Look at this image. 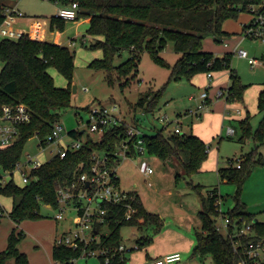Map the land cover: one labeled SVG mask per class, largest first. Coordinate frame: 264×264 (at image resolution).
Returning <instances> with one entry per match:
<instances>
[{
    "label": "trees",
    "instance_id": "1",
    "mask_svg": "<svg viewBox=\"0 0 264 264\" xmlns=\"http://www.w3.org/2000/svg\"><path fill=\"white\" fill-rule=\"evenodd\" d=\"M59 1L65 5L77 1L79 3L77 18L91 17L86 30L87 34L93 36L89 47L101 48L103 55L92 59L89 65L104 69L109 84L118 83L122 87L131 83L138 71L142 52L148 50L154 60L171 66L170 80L191 79L197 73L230 68L231 81L226 88V98L231 102L244 100L248 84L232 66L233 53L217 55L213 51L204 50L203 40L207 34H214L215 40L221 42L225 36L231 34L223 28L224 22L228 18L237 17L250 3L258 0ZM5 8V3L0 0V25L6 17ZM65 22V19L53 17V23H57L60 29L64 28ZM170 40L174 42V49L181 53L173 65L160 54ZM124 49L130 50V56L116 64V57L122 56ZM0 60L3 62L0 69V102L11 104L24 102L32 112V119L22 126L20 137L11 145L0 148V167L8 168L14 166L22 157L25 144L30 137L37 135L41 140H45L54 124L61 120L62 111L71 106L75 51L65 44L34 38L30 33H23L19 37L4 36L0 40ZM51 66L58 68L67 77V86L56 84L54 76L49 71ZM164 87L155 91L151 89L144 91L135 107L139 106L146 112L154 113ZM258 109L264 112V82L258 96ZM251 117L248 110L245 117L239 119L242 129L240 140L244 141L253 135L256 139L255 146L240 156L242 158L240 166L233 164L232 157L229 158L230 165L219 169L222 179L237 183L234 206L223 212L218 209L217 200L222 201L224 196L216 186L202 196L203 206L199 210L200 228L195 232L196 243L192 256L204 259L209 255L215 264H264V255L255 258L246 250L250 241L264 244V221H254L256 212L251 211L241 198L244 180L253 167L264 166V155L260 151V145L264 144V115L255 131H252ZM135 121L140 124L139 118ZM168 126L164 125L152 134H144L148 153L164 161L176 159L181 162L184 173H177V178L192 176L200 171L203 162L208 158L210 144L194 132L170 130L166 134L164 131ZM124 129V125L110 128L100 139L87 134L82 147L70 149L64 157L54 155L50 161L33 170V179L29 182L20 184L12 180L0 186V194L13 199L12 208L8 213L14 222L39 218L43 215L41 213L43 203L57 208L58 187L71 183L79 163L84 162L86 168L89 167L94 150H112L119 139L117 134L124 133ZM71 133L83 136L85 132L73 128ZM135 194V210L129 218L126 217L128 208L124 204L110 209L113 217L108 224V233L103 232L99 241L78 248L55 244L54 260L70 263L91 248H106L109 261L106 262L105 256L101 255L99 256L101 264H128L127 254L118 250L123 242L122 226L134 224L144 229L154 225L157 232L164 225L163 217L149 210L137 191ZM5 211V206L0 202V221ZM221 212L228 218L229 227L226 234L220 230L215 219ZM251 221L253 233L243 236L231 235L236 224L241 226ZM24 236L23 230L16 226L12 228L7 246L0 250V264H7L11 257L15 259V264H31L28 254L19 248ZM151 239L148 234L139 236L136 239L139 243L138 248L150 243Z\"/></svg>",
    "mask_w": 264,
    "mask_h": 264
},
{
    "label": "rangeland",
    "instance_id": "2",
    "mask_svg": "<svg viewBox=\"0 0 264 264\" xmlns=\"http://www.w3.org/2000/svg\"><path fill=\"white\" fill-rule=\"evenodd\" d=\"M18 5L22 12L26 13L24 14V17H27L26 19H31L32 16L45 19L51 14L56 13L59 8L56 0H18ZM251 16L252 13L250 10H242L237 17L228 18L224 22V27L228 25L230 28H236L233 32H238L240 34L243 30V22H249ZM79 19L81 18L66 20L64 28H68L67 34L75 36L78 30L76 23ZM86 27H80V30L85 31L87 37L80 34L75 36V44H65L69 46L71 50L75 51L73 84H77V91H73L72 94L71 106L62 111L60 121L65 127V130L69 131L78 127L81 129L85 128V124L90 118L89 107L96 104L111 106L114 102H117L126 120L131 122L139 118L140 128L144 133L152 134L156 132L158 128L164 126L165 123L158 118L162 113H167L169 117L173 119V121L169 123V126L165 128L164 132L166 134H168L170 130L174 128L176 122L180 120L185 132H190L189 124L191 118L196 122L201 116L203 117L207 110L208 105H206L203 110L201 109L200 116L193 117L192 114H187L186 112L190 108L195 109L202 101V92L210 88L209 86L211 83L210 79H208V72L197 73L191 79H182L179 81L170 80L171 66L164 65L154 60L150 52L144 50L141 54L138 71L131 83L122 87L118 83L111 85L107 80L106 71L104 69L94 68L89 65L92 58L94 59L98 56H102V49L89 47L90 43L93 41V37L86 33L88 28ZM238 27H241V29H237ZM225 37L229 38V36ZM47 38L50 39L51 37ZM209 38L213 44L222 43L215 40L214 34H207L204 37L203 46L211 44ZM240 45L248 49L250 56H256L261 60L258 64L252 65L248 57H243L236 51L232 54V66L237 69L242 80L248 84V91L246 92L248 96L246 98L244 96V100L242 101V104L247 107H245L244 112L240 114L236 113L245 116L249 109L252 115V131H255L264 115V112L258 109V96L264 82V41L246 38ZM204 50L210 51L211 49L205 48ZM122 52V56L116 57V64L125 60L131 53L128 49H124ZM160 54L166 58L171 65L181 56V53L174 49V42L172 40L160 51ZM49 71L54 76V80L58 86L68 85L67 77L60 72L58 68L51 66ZM222 71H226L230 74V68L212 71L213 80L215 74ZM204 73L207 77V85H197L193 78L202 75L197 77L198 80H202L204 78ZM163 86L165 87L154 113L146 112L139 106L135 107L136 102L144 91L149 89L155 91ZM220 97L226 98L225 95ZM232 116L234 118L226 120L227 123L224 125L223 132L219 136L213 137L212 141H210V146L215 149V152H218L220 162L224 165H230L229 158L243 156L251 151L256 144V139L253 135H250V137L246 138L244 141L240 140L242 129L239 119L235 115ZM229 123H232L236 128V133L231 137H229L230 135H228L226 130L228 125H230ZM87 133H91L96 139L101 138L100 134L97 132L88 130L85 134ZM56 149L57 147L54 143H50L46 147H43L40 145V138L34 135L27 140L21 160L24 162L28 155L31 154L37 155L39 160L45 162L53 156L54 153L51 152V150L56 151ZM260 151L264 155V144L260 145ZM145 155L146 158L148 160L150 159V162H152L151 164L155 171L150 177H147L139 169V162L142 160V157L126 158L122 161L118 169L122 187L125 189L132 188L134 181H140L141 184L139 189L142 200H144V203L151 211L157 212L163 217L164 225L162 229L157 232L154 225H150L144 229L134 224H125L122 226L121 234L123 243L126 245L127 249L128 264H143V262L147 260L149 253L152 252V254H154L157 250L165 251L173 249L181 251L182 259L172 264H202V262H204V264H215L212 257L209 255L204 259L201 258V260L197 259L199 258L197 256H192V251L196 243L195 232L196 229L200 228L199 210L202 209L203 206L202 196L206 195L209 189L215 188L216 186L224 196V198H222L221 210L228 211L236 202L234 195L238 188L237 183L222 179L220 175L213 170L198 171L192 176L185 175L177 178V173H184L181 162L176 159L164 161L160 157L149 153ZM237 163V159L234 158L233 164L237 165ZM257 167H261V165L253 167L251 173L244 180L241 198L251 209L258 210L254 221H264V209H260L261 205L264 203V185L253 192L251 182H248L251 177H254L255 174L252 172ZM0 173L3 174L5 179L10 178V175L3 169H0ZM262 173L264 174V171ZM15 179L16 182L22 183L21 171L15 172ZM149 180L153 183L150 186L147 183ZM0 202L10 208L12 198L0 194ZM57 212V208L43 203L41 205V213L43 215L39 218L27 219V223H33L32 226L28 224L25 226L22 224L23 221L19 222L17 225L18 229L25 232V236L21 240L19 247L27 250H35L38 247H42L44 248L42 251H47L46 246H44V239L54 234L55 231L53 230L56 228L57 223L61 225L63 222L67 223L64 227H58L59 233L62 232L64 228L74 227V223L72 219H70L71 214L74 213L73 210H68L67 213H65V216L68 214V219L67 217L60 220L56 219L55 216ZM9 218H11L9 213L5 211L2 221L0 222V241L3 238H7L6 223L10 221ZM215 219L220 230L226 234L227 218L221 213L220 215H216ZM101 229L102 232L105 233L109 231L107 225L101 226ZM59 233H57V235ZM144 234H148L152 237L150 243L131 250L130 248L136 245V239ZM39 243H41V245H39ZM30 252V259H33L34 264H63L51 260L50 257L47 258L45 255L43 256L42 252L40 254L32 251ZM262 252L264 254V244ZM7 264H15V259L13 257L9 258ZM71 264H101V261L99 255L96 253L81 255Z\"/></svg>",
    "mask_w": 264,
    "mask_h": 264
},
{
    "label": "built area",
    "instance_id": "3",
    "mask_svg": "<svg viewBox=\"0 0 264 264\" xmlns=\"http://www.w3.org/2000/svg\"><path fill=\"white\" fill-rule=\"evenodd\" d=\"M246 9L251 11L252 16L249 22H244L243 30L240 33V38L234 48V52H238V54L243 57H248L249 62L254 65L261 62V60L256 56H250L248 49L242 47L240 43L246 38L264 41V0L250 3ZM78 11L79 3L74 1L70 4L60 6L58 11L53 14V17L65 20L77 19ZM5 13L6 17L0 25V34L8 37H19L23 33H19L12 27V19L14 16L23 15L24 13L16 6L6 7ZM70 43L74 44L75 42L71 41ZM212 75V71H209V79ZM223 95L227 97V89H218L216 96L220 97ZM201 97L202 101L198 106L195 109L190 108L186 111L187 114H199L201 113V109L203 110L206 107L209 98L208 90L203 91ZM89 111L90 118L86 122L85 128L81 129L78 127L79 130H82L85 133L88 130L91 132H97L102 138L103 134L110 128L124 125L125 129L124 133L117 134L119 139L115 142L112 150H94L89 167L86 168L84 162L79 163L76 175L71 183L60 185L58 187L57 194L59 205L55 217L58 220L64 219L65 217L68 219V214L65 216V213H67L68 210H73L74 213L71 214L70 219H72L74 227L66 228L60 232L56 236L55 244L67 245L73 248H78L82 245L87 246L94 241H99L103 233L101 226H108L112 220L113 214L110 212V209L121 204L126 205L128 208L126 214L127 218H129L131 213L135 210L134 201L136 200V191L125 189L121 185V177L118 169L123 160L126 158L142 157V160L139 162L140 171L147 177H150L154 172V167L145 155L148 154V148L144 138L145 133L141 130L140 124L136 121L129 122L126 120L120 109V105L117 102H114L111 106L96 104L89 107ZM237 111H239V109ZM158 118L163 121L166 126L173 121L167 113L160 114ZM31 119L32 112L26 103L19 102L11 104L0 102V148L14 143L21 135L22 126L29 123ZM172 130L183 132L181 123L177 121ZM226 130L230 136L236 133V128L233 125H228ZM85 133L83 136L73 135L71 130H65L61 121H57L54 124L51 133L45 138V140L40 139V145L46 147L48 144L54 143L57 149L56 151L51 150V152L54 153L53 156L59 154L64 157L68 154L70 149H78L82 147L86 140V135L91 134ZM52 157L48 161H50ZM233 158L237 159V166H240L242 158L240 156ZM45 162L39 160L37 155L29 154L24 162H22L20 158L12 167H0V169H3L10 175V178L5 179L3 174L0 173V186L9 183L12 180L16 181L15 172L19 171H21L22 174V183L20 184L29 182L33 179V170ZM147 183L149 186L153 184L151 180L147 181ZM221 203L222 201L220 199L217 200L219 210H221ZM110 206L113 207L110 208ZM221 211L223 212V210ZM228 224L227 218V233L229 227ZM253 232V221H251L244 223L241 226L236 224L231 235L243 236L250 235ZM235 243H237V241ZM136 247H139L137 241L135 247L130 249L132 250ZM262 247V243L250 241L248 246H246V250L250 256L259 258L264 255ZM118 250L126 253V245L122 242L119 245ZM84 253V255L97 253L99 256H105L106 262L109 261V255L107 254L108 250L106 248H91ZM75 259L70 263L63 264H71ZM181 259L182 253L180 251H175L168 253L163 257L153 259L147 264H172Z\"/></svg>",
    "mask_w": 264,
    "mask_h": 264
},
{
    "label": "crops",
    "instance_id": "4",
    "mask_svg": "<svg viewBox=\"0 0 264 264\" xmlns=\"http://www.w3.org/2000/svg\"><path fill=\"white\" fill-rule=\"evenodd\" d=\"M3 2L5 3L6 7L16 6L21 10V8L18 5V0H3ZM56 2H57V5L59 7L62 5H65L62 2H60L59 0H56ZM24 14H26V13H24ZM24 14L23 15H16L12 19V27L15 28L19 33H30L34 38L51 40L53 42L61 43V44H66V43L71 44L70 43L71 41H74L76 43V37L75 36L80 35V34L84 35V37H87L85 34V31L80 30V27H86L87 25H89V22L91 19L90 16L80 17L81 19H79V21L76 23L77 27H78L77 33L75 34V36H71V34H67L68 28L60 29L58 27L57 23H53V14H51L50 16H48L45 19H43L41 17H37V16H32L31 19H26L27 17H24ZM223 28L231 33L230 35H227V36H229V38L224 37L223 40L221 41L222 43H219V44H213L209 38L211 44H206V46H204V49L205 48L211 49L210 51H213L217 55H220V54L223 55L227 52L234 53V48H235L237 42L239 41L240 34L238 32H233V30H236V28H230L228 25L224 27V24H223ZM237 29L240 30L241 27H238ZM232 35H234V36H232ZM90 36L93 37L92 35H90ZM3 37H4V35L0 34V40ZM47 37H51V38L48 39ZM101 53H102L101 55H103V51ZM2 66H3V62L0 60V69L2 68ZM203 75H204V78L202 80L197 79V77L202 76V75L195 76L193 78V80L197 83V85L198 84H200L202 86L207 85L206 74L204 73ZM229 77H230V74H228L226 71H222L220 73L215 74L214 80H213V75H212V77L210 78L211 86L208 89V94H209L208 103L209 104H207L208 105L207 110L205 111L203 117L201 116V118L199 120H197L196 122L194 121L193 118H191V122L189 124L190 132H194L195 134L199 135L206 142H208L210 145H211L210 141H212L213 137L215 138L216 136H219L223 132V128H224L225 123H227L226 122L227 119L231 120V118H234L232 115H235L236 117H238V119L245 117L243 115L237 114V113L240 114V113L244 112L245 107H247V106H244L242 104V101L231 102V101H228L225 97H217L216 96V92L218 89H221V88L226 89L229 86L230 81H231ZM211 79H212V81H211ZM73 83H74V80H73ZM247 91H248V88L245 91V98L248 96L246 94ZM258 91H259V88H258ZM238 109H239V111H237ZM246 110H247V108H246ZM200 115H201V113L192 114V117L193 116H200ZM179 122L181 123V128L185 132L181 120ZM229 124L232 125V123H229ZM214 150L215 149L210 146L209 157L203 162L202 167L200 169V172L203 170H209V171L213 170V171H215V173L217 172L219 175L220 167L228 166V165H224L223 163L220 162L219 154H218V152H215ZM210 152H211V155H210ZM263 171H264L263 166L255 168L254 171L252 172L253 174H255L254 177H251L248 180V182H251V187L253 189V192L264 185V174L262 173ZM251 176H253V175H251ZM140 184H141L140 181H138V180L134 181L133 187L132 188H126V189L137 191L141 197V200H142V196L140 194V189H139ZM121 185H122V183H121ZM7 197H9V196H7ZM142 201L144 203V200H142ZM12 205H13V199H12V203H11L10 208H8L6 205H4L7 212H9L11 210ZM48 205L51 206L50 204H48ZM145 206L148 208V206L146 204H145ZM148 209L150 210V208H148ZM260 209H264V203L261 205ZM251 211L257 212L258 210L251 209ZM27 219H33V218H27ZM27 219H24L22 224H24L25 226H27V224L29 226H32L33 223L32 222L27 223ZM9 220L10 221L6 223L7 238L6 239L3 238L0 241V250L4 249L7 246L9 233L11 232L12 228H14L15 226L17 227V225H18V223L14 222L13 219L9 218ZM1 221H2V219H1ZM66 224H67L66 222H63L62 225L57 223L56 228L53 230V231H55L54 234H52L49 237H46L44 239V242H45L44 246H46L47 251H42L44 249L42 247H38L35 250L34 249L27 250V249H23V248H22L23 249L22 250L20 247L19 248L21 249V251L25 250L24 252L29 254L28 255L29 259L31 256L30 251H32V252H36L37 254H40L42 252L43 256L45 255L47 258L50 257L51 260H54L53 248L55 245V239H56L57 233H59L58 227H61V226L64 227V225H66ZM64 229H66V228H64ZM39 245H41V243H39ZM175 251H180V250H177V249L165 250V251H158L157 250V252L154 254H152V252H151L148 254L149 256H148L147 260L143 262V264H147L149 261H151L153 259L163 257L164 255L171 253V252H175ZM197 259L201 260L200 257ZM30 263L34 264L32 258L30 259ZM203 263L204 262H202V264Z\"/></svg>",
    "mask_w": 264,
    "mask_h": 264
},
{
    "label": "water",
    "instance_id": "5",
    "mask_svg": "<svg viewBox=\"0 0 264 264\" xmlns=\"http://www.w3.org/2000/svg\"><path fill=\"white\" fill-rule=\"evenodd\" d=\"M77 90V84H73V91Z\"/></svg>",
    "mask_w": 264,
    "mask_h": 264
}]
</instances>
